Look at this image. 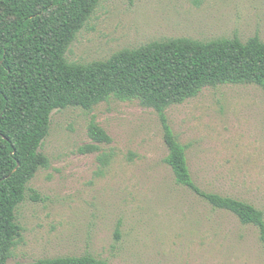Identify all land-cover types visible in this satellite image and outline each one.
I'll use <instances>...</instances> for the list:
<instances>
[{"label":"rangeland","instance_id":"rangeland-1","mask_svg":"<svg viewBox=\"0 0 264 264\" xmlns=\"http://www.w3.org/2000/svg\"><path fill=\"white\" fill-rule=\"evenodd\" d=\"M255 36L264 41V0H101L67 59L88 64L153 42ZM166 117L202 191L264 213V87L209 86ZM92 122L111 143L91 138ZM40 152L50 166L17 208L22 236L10 264L86 255L109 264H264L258 227L177 183L161 117L139 99L55 110Z\"/></svg>","mask_w":264,"mask_h":264},{"label":"trees","instance_id":"trees-1","mask_svg":"<svg viewBox=\"0 0 264 264\" xmlns=\"http://www.w3.org/2000/svg\"><path fill=\"white\" fill-rule=\"evenodd\" d=\"M100 2L0 0V264H10L22 236L16 211L30 182L50 166L40 148L50 134L52 113L69 107L90 111L112 97L139 99L157 111L170 151L166 162L177 183L213 208L233 213L244 225L258 227L264 243V213L251 204L202 191L166 117L170 106L209 86L264 87V41L259 36L246 42L237 37L209 42L178 38L124 49L105 61L71 63L67 53ZM89 135L98 143L112 142L95 122ZM26 264L109 263L86 255Z\"/></svg>","mask_w":264,"mask_h":264}]
</instances>
